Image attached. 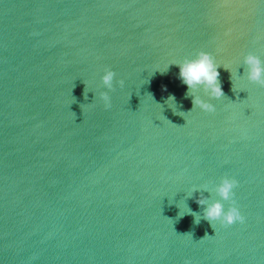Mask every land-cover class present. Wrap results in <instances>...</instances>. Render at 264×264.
<instances>
[{
    "label": "water",
    "instance_id": "obj_1",
    "mask_svg": "<svg viewBox=\"0 0 264 264\" xmlns=\"http://www.w3.org/2000/svg\"><path fill=\"white\" fill-rule=\"evenodd\" d=\"M200 50L212 112L175 65ZM249 52L264 60V0H0V264H264ZM225 176L245 221L212 227L197 199Z\"/></svg>",
    "mask_w": 264,
    "mask_h": 264
},
{
    "label": "clouds",
    "instance_id": "obj_2",
    "mask_svg": "<svg viewBox=\"0 0 264 264\" xmlns=\"http://www.w3.org/2000/svg\"><path fill=\"white\" fill-rule=\"evenodd\" d=\"M243 64L246 66L247 79L261 87H264V60L251 52L243 58ZM179 67V78L182 83L188 86L186 95L192 97L193 107L208 112L215 111L213 103L205 100L197 93V89H203L205 95L211 98H221L224 96L223 89L219 80L218 68L220 65L216 62L214 56L207 51L200 50L193 57H185L181 62L175 63ZM116 73L111 68H106L101 77L103 85L107 89H113V80ZM123 86L124 81H119ZM100 98L104 102L105 108L111 107V98L107 91L100 92ZM167 100L175 101L174 96H169ZM238 181L235 178L225 176L217 186V193L220 199L212 203H206V198L200 196L197 203L203 206V219L207 220L213 227V223L219 221L224 227L233 225L236 222L244 223L245 217L236 206L234 199V188ZM198 189H193V193ZM222 201H229L230 205L225 209ZM192 214V212H190ZM195 222L199 223L196 220ZM207 236V233L205 234ZM186 264L189 262L186 261Z\"/></svg>",
    "mask_w": 264,
    "mask_h": 264
}]
</instances>
